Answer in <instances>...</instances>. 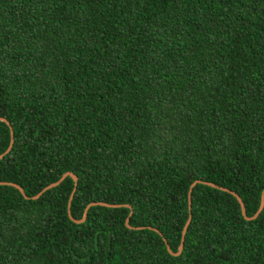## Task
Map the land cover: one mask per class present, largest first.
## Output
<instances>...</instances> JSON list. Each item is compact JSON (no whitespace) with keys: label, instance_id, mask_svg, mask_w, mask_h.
I'll return each mask as SVG.
<instances>
[{"label":"trees","instance_id":"trees-1","mask_svg":"<svg viewBox=\"0 0 264 264\" xmlns=\"http://www.w3.org/2000/svg\"><path fill=\"white\" fill-rule=\"evenodd\" d=\"M0 117V264H264V204L201 183L162 240L193 180L258 207L264 0H0Z\"/></svg>","mask_w":264,"mask_h":264},{"label":"water","instance_id":"water-1","mask_svg":"<svg viewBox=\"0 0 264 264\" xmlns=\"http://www.w3.org/2000/svg\"><path fill=\"white\" fill-rule=\"evenodd\" d=\"M0 121H3V122L8 126V129H9V141H8V144H7L6 148H5V150H4L2 153H0V158H1L5 153H7V152L9 151V149H10V147H11V145H12L13 133H12V129H11V126H10L9 122H8L5 118L0 117ZM67 175L71 176V177L75 180V177H74L70 172H68V171L63 172V173L58 177L57 180H55V181H53V182H51V183L46 184V185L43 186V187H42V188H41V189H40L35 195L30 196V198H31V199H35V198H37V197L40 196V195L42 194V192L45 191L46 189L56 186V185H57L60 181H62V179H63L65 176H67ZM196 183H201V184L209 185V186H211V187H217V188H219V189H221V190H223V191H226V192L230 193L231 195H233V196L235 197V199L237 200L238 204H239V208H240V213H241V215L243 216L244 219H247V220H250V219L255 218V217L258 215V213L260 212V210L262 209L263 204H264V189H263V190L261 191V193H260L259 204H258V207H257L256 211H255L251 216H246L245 213H244L243 202L241 201V199L239 198V196H238L235 192H233V191H231V190H229V189H227V188H224V187H221V186H217L216 184L211 183V182H208V181L198 180V179L191 181V183L189 184L188 189H187V209H188L187 217H186V219H185V221H184V223H183V225H182V227H181V231H180V240H179V244H178V246H177V250H176L175 252H172V251L170 250V248H169V246H168V244H167L165 238L162 237V240H163V242H164V245H165L166 251H167L169 254H171V255H178V254L180 253V251H181V248H182V242H183L184 233H185V229H186L187 225L189 224V222H190V217H191V213H190V191H191L192 187H193ZM0 185H9V186H12V187L16 188L24 198H28V197L24 194L22 188H21L19 185H17L16 183L8 182V181H0ZM74 189H75V186H73V188L71 189L70 194H69L68 199H67V203H66V211H67V215H68V217H69L71 220H73V219H72V217L70 216V213H69V205H70V200H71V198H72V195H73ZM93 205H102V206H105V207H117V206H119V204H110V203H106V202H102V201H92V202H89V203H87V204L85 205V207H84V209H83L82 217H81L80 219H78V220H73V221H74V222H81V221L84 219V217H85L86 210L88 209V207L93 206ZM128 207H129V206H128ZM129 209H130V207H129ZM130 213H131V210L129 211L128 215L125 217V220H124V224H125V226H127V227H129V225H128V218H129V214H130ZM136 228L138 229V228H140V227H136ZM148 228H151V227L148 226ZM152 229H153L156 233H158L159 235H161V232H160L159 230H157V229H155V228H152Z\"/></svg>","mask_w":264,"mask_h":264}]
</instances>
